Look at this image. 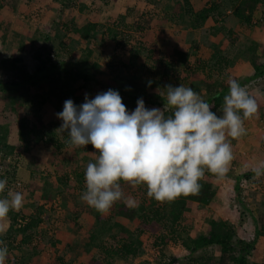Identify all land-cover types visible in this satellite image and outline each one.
Returning a JSON list of instances; mask_svg holds the SVG:
<instances>
[{"label": "trees", "instance_id": "1", "mask_svg": "<svg viewBox=\"0 0 264 264\" xmlns=\"http://www.w3.org/2000/svg\"><path fill=\"white\" fill-rule=\"evenodd\" d=\"M53 1L60 6L59 16L62 12L67 13V20L62 27L57 26L54 33L49 29V32L38 31L37 35H33L35 45L32 57L37 62L35 73L27 71L21 58L2 57L0 61L1 68L16 80L0 82V100L7 98L10 101L8 110L19 119L14 125L17 145L9 144L0 136V179L15 180L17 173L11 159H18L23 153H34V148L41 144L60 156L66 149L74 155L95 151L91 145L85 148L70 146L68 133L59 131L62 120L46 122L43 108L50 103L60 113L66 100L71 99L77 107L82 105L85 91L91 93L88 97L92 99L111 89L119 92L127 110L136 106L141 98L144 104L163 110L166 101L161 94L165 93L166 86L177 87L181 84L192 88L212 106L213 111H217L223 108V98L229 91V79H235L241 86L264 82V42L261 43L256 37L242 43L244 35L240 31L246 28L264 32V0H209L201 10H197L191 0H177L176 7L171 10L166 6V10L170 11L164 13L160 5L170 0H147L146 5L152 6L149 11L140 14L137 7H131L117 21L104 23L81 0ZM92 1H101L109 6L110 2L117 0ZM18 6V0H0V13L4 10L14 12ZM156 20L181 27L179 34L183 36L181 39L175 38L176 47L169 55L164 54L157 44L153 30ZM208 22H213L214 26L206 32ZM1 29L3 44L11 47V25L8 22L0 23ZM194 31L204 32V40L208 35L222 36L223 39L217 43L205 42L210 50L205 58L199 54L200 42L192 38ZM15 33L23 51L26 41L21 33ZM71 35L78 37L79 41L75 42ZM223 42H227V48L223 47ZM110 49L111 52H108ZM106 53L111 54L103 64L100 59ZM238 61L249 63L253 76L245 81L238 79L235 76ZM30 86L38 88L42 94L32 95L29 101L18 100L17 95L29 93ZM262 92L264 95V90ZM256 100L259 112H264L260 99ZM170 114V111H165V116ZM51 164L56 171L59 169V165ZM69 164L72 165V161ZM78 171L79 167L75 168L73 187L72 178L67 173L57 177L59 186L56 190L60 196L65 194V189L75 191L72 192L73 198L76 192L81 196L86 191V170ZM254 174L249 171L244 176L248 179ZM240 178L235 185L237 201L245 208H252V204L260 212L258 219H255L254 233L246 234L244 238L238 236L234 224L218 218L209 220L204 232L192 236L187 215L195 205L211 207L217 197L213 185L215 176L206 172L200 181L202 188L199 195L182 196L171 203L161 204L149 198L144 186L132 188L124 184L122 190L125 197L135 203L128 204L121 200L113 205L107 215L88 207L87 214L93 218V222L87 232V242L82 246L72 243L69 250H81L86 254L96 250L97 257L93 256L87 264H117V261L141 259L146 254L147 237L154 239L157 254L153 261L145 260L141 264H263L252 263L250 258L264 236V195L260 200L251 199L250 203H245ZM51 196L44 192L40 199L50 201ZM80 208V204L75 203L72 208L74 212L71 210L73 218H77ZM46 213L43 206L28 219L9 212V230L16 237H22V246L41 240L39 227ZM11 236L0 239L9 243ZM106 238L111 241L109 245ZM172 244L178 245L186 253L182 260L168 256L166 250ZM34 254L39 255L37 250ZM58 260L59 264H76L73 260Z\"/></svg>", "mask_w": 264, "mask_h": 264}, {"label": "rangeland", "instance_id": "2", "mask_svg": "<svg viewBox=\"0 0 264 264\" xmlns=\"http://www.w3.org/2000/svg\"><path fill=\"white\" fill-rule=\"evenodd\" d=\"M176 1L177 0H170V2H165L160 5L162 12L164 13L170 11L166 10V6L171 8V10L172 8H175ZM191 1H193L197 10H201L209 0ZM81 2H83L89 10L100 19L101 23L108 20L111 22L117 21L120 16L125 15L126 10L131 7H137L140 14L147 12L150 8H152V6L146 5L147 0H117L116 2H110L109 6H105L101 1L94 2L92 0H81ZM18 5L19 6L14 12L4 10L0 13V23L6 24L8 22L11 25V29H13L9 35V39L11 42L13 41L11 47L8 44H3V31L2 29L0 30V61L2 60V57L13 59L21 58L23 60L22 65L27 69V71H29V73H35L37 69V62H35L32 57V53L34 51L33 47L35 45L33 35L35 33V35H37L38 31L49 32V29H51L52 33H54L57 26L61 25L62 27L63 23L66 22L67 13L65 14L62 12L59 16L58 12L60 10V6L53 0H32L29 2L27 0H18ZM213 26V22H208L205 25V31L208 32ZM153 30L155 32L156 41L160 50L166 55L171 54L176 47L175 38L179 37L181 39L183 36L179 34V32L182 31L181 27L166 21H154ZM240 31L244 35L241 40L242 43H248L256 37L261 43L264 42V32H256L257 30L246 28L240 29ZM15 32L21 33L23 39L26 41L25 49H23V51L19 46L20 40L15 35ZM192 33V38L198 39L201 44L199 54L205 58L210 52L209 47L205 42L217 43L223 39L222 36L213 37L208 35L204 40V32L203 34L201 31H194ZM71 36L75 42L79 41L78 37L75 35ZM82 45L83 47L86 46L85 44ZM223 47L227 48V42H223ZM108 52H111V49ZM110 54L106 53L105 56L100 59L103 64L106 62L107 56ZM235 71V76L244 81L253 76V69L247 62L238 61L235 66ZM103 79L106 80V78ZM13 81L16 80L12 77V75L0 66V82ZM28 89L29 93L25 95H17V99L20 101H24V99L29 101L32 95L42 94V91L36 87L30 86ZM92 89L93 87L91 89L89 88V91ZM262 90H264V85L261 82L248 85V91L253 96H256ZM86 95L88 97L91 93L85 91L83 96ZM144 105L147 109H160L159 107H152L148 104ZM9 106L10 101L7 98L4 101L0 100V136L1 138H5L9 144L17 145V133L14 131L17 129L14 125L18 123L19 119L18 116L10 113L8 110ZM136 106L132 107L128 110V112H133ZM43 109V118L46 122L59 121L57 117L59 112L53 107L52 103ZM216 112L217 115H222V108L218 109ZM257 120L258 118L248 120L249 125L253 128V131L251 132L252 136L249 141L245 139L231 141L235 159L233 160L231 169L227 173L225 179L218 180L216 177L213 179V185L217 191V197L215 198L213 205L211 207H199L198 205H195L192 212L187 215V224L192 228V236H196L204 232L207 222L212 218L230 221L236 226L238 236L240 238H244L246 234L254 233L256 227L255 219H258L260 212L254 209L255 207H253L252 204V208H245L239 204L236 197L235 185L241 177L240 187L244 191L243 197L245 198L244 200L247 204L250 203L249 201H251V199H262L264 195V174L257 177L256 174H254L256 173L255 170L252 168L250 170V174L253 173L254 176H250V178L247 179L244 175H246L249 170H244L242 168L243 165L241 164L244 159H246V161L250 160V162L255 161V158L251 156L252 154L247 149V146L249 143L253 149H257V145L254 144L256 143V137L253 136L256 134L259 135L256 133ZM248 121H245V125ZM9 128H11V131ZM261 138L263 139V137ZM252 140L254 141L251 143L250 141ZM261 143L262 141L258 147V149L262 147V151L258 152L259 158L264 157V145L261 146ZM94 152L74 155L71 150L66 149L60 156L58 154H53L46 145L41 144L34 148V153H23L20 158L11 159L12 167L16 168L17 174L15 180L12 179L7 181L6 191L3 195L6 196L7 191L11 190L12 192H20L24 197L23 207L18 212H11L18 213L23 216L24 219H28L40 206H43L47 213L43 217V224L39 227L41 240H34L30 245L22 246V237H16L12 231L10 232L9 229L11 221L9 214L6 220L0 221V238L12 235L9 243L3 239L6 242L9 251L6 264H59V258H63L66 262L73 260L76 264H87L90 263L93 256L97 257L96 250L90 254H86L81 250L80 252H71L69 250L72 243L82 246V243L84 244L87 242V232L89 227L92 225L91 223L93 222V218L87 214L89 206L86 202L82 201V195L80 196L78 195V192H76L73 198L72 192L75 191H67V189H65V194L60 196L56 190V187L59 186V183L56 181L57 177L65 173L71 176V186L73 187L75 168L79 167L81 172L86 170V166L89 162H95L96 155L93 154ZM34 157L39 160H36ZM247 157H249L248 160ZM70 161H72V165L69 164ZM51 163L55 166L59 165V169L56 171ZM60 189H63V187H60ZM44 192L52 195V199L50 201L40 199ZM75 203L77 205L80 204L81 206L78 211L79 214L77 215V218H73ZM65 204H67V206H65ZM249 209L252 212H250ZM262 211L264 212V210ZM153 240V238H145L146 254L141 259L117 261V264H141V262L145 260L153 261L155 255L157 254V248L154 247ZM262 240H264V236ZM110 242L111 241H108L106 238L107 245H109ZM258 247V249L255 248L250 261L252 263L264 264V241L261 248L259 245ZM36 250L39 253L38 256L34 254ZM166 251L171 259H178L179 261L186 255V253L178 245L174 244L170 245ZM216 255L218 256L219 254L216 252Z\"/></svg>", "mask_w": 264, "mask_h": 264}, {"label": "clouds", "instance_id": "3", "mask_svg": "<svg viewBox=\"0 0 264 264\" xmlns=\"http://www.w3.org/2000/svg\"><path fill=\"white\" fill-rule=\"evenodd\" d=\"M151 83V81L149 82ZM222 115L190 87L166 86L164 109H147L143 99L128 112L118 91L109 89L77 107L64 102L59 131L67 132L72 147L91 145L96 155L85 171L86 191L82 201L107 215L121 200L134 204L122 190L146 187L147 196L158 203H171L180 197L199 195L206 172L218 180L226 178L235 156L231 141L247 135L245 121L258 118L256 98L235 79L228 80ZM165 111L171 114L165 116ZM264 174V162L256 169ZM7 178L0 179V221L24 204L20 192L6 191ZM9 251L0 239V264H6Z\"/></svg>", "mask_w": 264, "mask_h": 264}, {"label": "crops", "instance_id": "4", "mask_svg": "<svg viewBox=\"0 0 264 264\" xmlns=\"http://www.w3.org/2000/svg\"><path fill=\"white\" fill-rule=\"evenodd\" d=\"M192 2V4H193V1H191ZM194 5V4H193ZM195 6V5H194ZM263 85H264V83H263ZM256 99H260V104L262 105V106H264L263 105V103H264V95H263V92L261 93H258L256 96H254ZM259 105V104H258ZM257 122V130H256V133H258L259 135H260V137H259V135H253V136H255L256 137V143H254V144H256L257 145V149H253V147L251 146V145H249V143H248V146H247V149L249 150V152L252 154L251 156H253L254 158H255V161H251L250 162V160H248V158L249 157H247V160L248 161H246V159H244V161H242V168L244 169V170H246V171H250L252 168L253 169H256V167L261 163V162H264V157L263 158H259V154H258V152L259 151H262V147L260 148V149H258V147L260 146V142L262 141V143H261V146H263L264 145V112H259V115H258V120L256 121ZM254 127V126H253ZM245 128L247 129V135L246 136H244L242 139H245V140H247V141H249L250 139H251V136H252V134H251V132L253 131V128L251 127V125H249V121L248 122H246V125H245ZM261 137H263V139L261 138ZM254 140H252V141H250L251 143L253 142ZM240 143H241V141H240ZM255 152V153H254ZM263 239V237H261L260 238V240H259V242H258V244H257V246H256V248L258 249L259 247H258V245L260 246V248H261V246H262V244H263V241L264 240H262Z\"/></svg>", "mask_w": 264, "mask_h": 264}, {"label": "built area", "instance_id": "5", "mask_svg": "<svg viewBox=\"0 0 264 264\" xmlns=\"http://www.w3.org/2000/svg\"><path fill=\"white\" fill-rule=\"evenodd\" d=\"M0 160H1V157H0Z\"/></svg>", "mask_w": 264, "mask_h": 264}]
</instances>
